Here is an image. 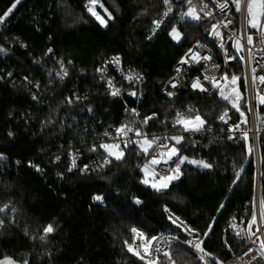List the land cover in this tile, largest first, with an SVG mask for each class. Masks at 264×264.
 Returning <instances> with one entry per match:
<instances>
[{
	"label": "trees",
	"instance_id": "16d2710c",
	"mask_svg": "<svg viewBox=\"0 0 264 264\" xmlns=\"http://www.w3.org/2000/svg\"><path fill=\"white\" fill-rule=\"evenodd\" d=\"M13 2L0 0V15ZM101 3L115 16L108 28L99 27L87 14L84 0H21L0 27V47L6 50L0 53V154L7 158L0 161V205L10 203L16 208L14 214L10 210L0 213V219L5 220L0 228V258L7 255L20 264L25 258L29 264H140L122 250L123 240H130V226L146 229L149 234L171 232L182 237L167 220L163 211L166 205L201 234L213 223L205 244L224 263L228 253L221 241L222 228L231 215L250 209L255 183L250 136L247 142L242 137H213L202 147H192L193 142L186 141L185 154L209 160L213 168L183 166L180 181L164 195L139 183L141 174L135 167L134 155H129L124 164L113 163L86 175L78 170L66 171L69 151L80 149L81 166L100 158L99 153L85 150L97 131L127 119L120 103L110 99L96 79V68L105 58L119 56L123 66L143 75L141 116L156 112L162 119L169 101L161 89L173 65L193 42L204 40L206 32L204 27L185 21L178 27L186 36L181 45L170 40L164 27L148 41L151 21L159 19L163 11L161 0ZM48 48L53 49L51 57L45 55ZM59 58L73 61L64 82L54 75ZM33 60L41 61L43 66ZM47 69L53 70L51 85ZM27 81H38L40 90ZM73 92L87 96V100L79 104L74 101L73 107H67L64 98ZM33 93L40 102L31 99ZM194 97L180 90L171 102L169 115L176 108L192 104L202 114H208L211 129H216V117L224 105L212 97ZM49 117L54 123L42 127V121ZM150 127L161 133L159 124L150 121ZM9 131L13 133L11 137ZM213 134L212 131L210 135ZM259 154L260 187L264 192V155L260 146ZM55 155L61 156V162L52 163ZM29 162L43 171L37 172ZM57 172L63 173V179ZM94 194H104L106 203H94ZM134 198L142 203L135 204ZM13 215L15 223H8ZM49 223L56 231L47 243L31 239ZM174 254L179 255V250Z\"/></svg>",
	"mask_w": 264,
	"mask_h": 264
},
{
	"label": "snow or ice",
	"instance_id": "6c2138e0",
	"mask_svg": "<svg viewBox=\"0 0 264 264\" xmlns=\"http://www.w3.org/2000/svg\"><path fill=\"white\" fill-rule=\"evenodd\" d=\"M20 2L21 0H14L11 6L0 15V24L4 23L5 19ZM183 2L184 0H180V3ZM186 3V10L177 13L179 21H174L172 17V0H163L165 10L162 12L160 19H153L151 21V34L146 38L151 40L154 36H157L159 30H161L163 26L170 40L177 45H181L186 39V36L177 28V23L190 20L194 22L197 27H204L208 35L214 38L217 46L224 51L226 65L229 59H235V57L228 56L223 43L224 34L220 31L221 25L226 28L231 21H218L217 23H211L209 27L203 23L205 19L213 16L212 11H205V9H208V4H203L202 7L197 8L193 5V0H186ZM213 3L216 4V7L219 8L221 12L228 9L229 6L228 0H223L222 3H216V0H213ZM231 3L235 6L236 12L240 13L243 11L247 26L260 34V43L264 44V0H231ZM98 7L103 10L102 14L97 10ZM84 10L101 28H108L109 22L115 20L113 12L109 11L104 3H101V0H84ZM201 12H203V16H201ZM168 25H170V29ZM253 37L254 34L247 35L246 44L248 46H253ZM242 40L243 37H236L232 41V47L237 50V53L245 50V45L242 43ZM20 46L26 47L22 43ZM204 47L205 45L197 41L195 45L189 47L178 59V66L174 68L176 76L169 80L168 87L162 89L169 101V103L165 105L166 111L162 119L156 112L141 116L138 109H128L126 107L125 113L127 119L117 126L109 125L111 131L105 129L102 133L103 139H101L99 143L94 142L88 145L85 149L89 153H99L100 161L98 167L91 168L87 163L81 166L78 163L80 159V149H75L67 153L69 163L66 171L72 173L74 170H78L81 175H86L89 171H100L113 163L117 165L124 164L127 162V157L129 155H134L137 159L135 167L141 174L139 183L152 190L157 195H164L167 194L175 182L180 181L184 174L183 166L191 165L201 170H211L213 168V163L211 161L194 156L190 157L185 154L186 141L190 140L191 137L197 133L202 134L211 131V125L207 118L208 114H202L196 106L187 104L183 109H174L173 114L169 115L171 102H173L177 94L174 90L186 87L195 94L194 98H202L205 95H215L218 96L219 100L225 102L220 114L216 117L218 121L227 125L231 119L229 111L234 109L236 113H239L241 123L244 122L245 112L241 110L242 94L238 87L241 77L236 74L230 76L224 74L218 78L215 74V70L219 69L220 66L212 62L210 50L207 55L196 50ZM248 51L250 58V47ZM4 52H6V50L0 47V53ZM45 55L49 57L54 55L53 49L48 48ZM241 60L243 61L244 58L241 57ZM209 62H212L211 68L208 67ZM33 63H38L43 66L42 62L39 60H33ZM56 63L59 65V69L55 71V78L60 82H64L70 75L68 66L72 65L73 61L69 59L65 62L63 58H59L56 60ZM108 64H112L113 67L116 68V71L123 76L124 81H127L129 84L128 95L134 98L137 97V91L133 89L137 83L143 82V76L131 69L127 73H124L123 69L120 67L121 60L119 56L106 60L102 66L96 68L99 80L103 81L108 95L111 97H118L123 91L122 87L116 86L114 77H106ZM197 65L204 68V72L202 73L203 79H201L200 76H196L191 79L190 84H181L178 77L183 72L189 71ZM52 72V69H47L49 85L53 82ZM256 72L257 69L253 67L251 69L253 88H255L257 80H259L260 84H264V75L257 76ZM8 75L11 76V73ZM25 79L27 80V78ZM27 82L32 84L37 91L40 90L38 81ZM244 83L246 90V78ZM31 99L40 102L39 97L35 93L32 94ZM255 99L258 105H264V93L257 90ZM84 100H87V96L82 97L76 92L64 98L67 107H73L74 101L79 104ZM228 106H230V108ZM245 107L249 112L253 110V107L247 102L245 103ZM88 111L91 112L92 109L89 107ZM150 121L160 125L161 134L158 135L156 132L152 131ZM52 123H54V121L49 117L46 121H42V127H47ZM68 127H71V125H68ZM239 129L240 124L233 123L229 125L228 132L233 133L234 131H239ZM12 135L13 133L9 131L8 136L11 137ZM242 138L247 142V132L242 133ZM228 139L232 140L233 136L229 135ZM72 147V142L69 141V148L71 149ZM192 147H196L195 142H193ZM249 152H251V149H249ZM6 159L7 158L3 154H0V161H5ZM61 160L62 158L60 155H55L52 163L56 164L61 162ZM16 163L19 164L20 162L16 161ZM29 166L34 167L37 172L43 171L38 165H34L31 162H29ZM57 176L63 179L62 172H57ZM236 178H239V173H236ZM232 183L235 184L236 179H234ZM106 199L107 197L104 194H94L92 196L93 202L101 205L106 203ZM134 203L139 205L142 201L139 198H134ZM223 207L224 204H221L220 208ZM8 210L13 214L16 212L15 206L10 203L0 205V213L6 214ZM163 211L167 214L169 222L180 232L184 233L183 237L171 232L149 234L146 229L138 226H130V240H123L122 250L134 257L140 264H180L181 261L182 264H223L219 258L207 250L205 244V238L209 237V234L213 230V223H210L208 229L201 234L197 229L189 226L179 216H175L171 213L166 205ZM232 219L234 220L236 218L233 217ZM214 220L215 218H213V222ZM8 223H15L14 215L8 219ZM241 223L245 225L243 228L233 224L231 220L229 221V227L232 229L237 240H243L246 244L251 245L245 247L243 255L238 258V264H262V262H264V197L260 199L258 209L256 204L253 203L250 218L246 221H241ZM4 225L5 220L0 219V228H3ZM55 231L56 228L53 224L49 223L43 227L41 234L38 236L33 235L31 239L34 241L38 239L42 243H47L49 237L55 233ZM24 234L26 236L29 235L27 228L24 229ZM224 244L228 251L231 252L232 247L226 239ZM184 245L187 246L186 249L183 247ZM253 247L258 248L256 255H250L253 251ZM176 249L179 250V255L174 254V250ZM244 256L249 257L247 261H244ZM0 264H20V262L13 257L5 255L0 258ZM22 264H29V260L25 258Z\"/></svg>",
	"mask_w": 264,
	"mask_h": 264
},
{
	"label": "built area",
	"instance_id": "2783aa9c",
	"mask_svg": "<svg viewBox=\"0 0 264 264\" xmlns=\"http://www.w3.org/2000/svg\"><path fill=\"white\" fill-rule=\"evenodd\" d=\"M222 2L223 0H216V3H222ZM228 2H229L228 9H226L223 12H221L219 8L216 7V4L213 3V0H193V5H195L197 8H200L202 7L203 4H208V9H205V11H209V10L212 11L213 16L205 19L203 22L206 23L209 27L211 23H217L218 21H225V22L231 21V23L226 28L223 27V25H221L220 31L224 34L223 43H224V48L227 50L228 56L235 57V59H229L226 65L225 64L226 57L224 55V51L221 50L217 46L214 38L210 37L207 32H205L204 34V40L202 41L197 40L199 41L200 44L205 45V47L198 48L196 50L202 52L205 55L209 54V50H210V54L212 56V62H215L216 64L220 66L219 69L215 70V74L217 75L218 78L224 74H228L229 76L232 74H236L241 77V80L238 83V87H239V90H240V85L242 87V90H240L242 94L241 110L245 112L244 122L241 123L239 113H236L234 109H231L229 111V116L231 117V119L229 120L227 125L223 124L222 122L216 119L217 125H218L216 129L214 130L211 129V131H207L202 134L197 133L191 137L190 141L195 142L196 146L202 147L205 144H207V142L211 141L213 137L228 138L229 135H232L233 138L242 137V133L244 132H247V135L251 137L252 145H253L254 163H255V183H254V189H253L252 199L250 203V209L242 210L241 213H234L233 215H231L227 219L225 225L223 226L222 235H221V241L223 243L225 250L228 253V258L223 264H238V258L243 255V251L245 247L251 246V245L246 244V242L243 240H237V238L233 234L232 229L229 227V221L231 220L233 224L239 225L241 228H243L245 225L242 224L241 221H246L248 218H250V213H251L253 203L256 204L257 209H258L259 201L262 197H264V192L262 191L260 187L261 171H260V154H259V146H260L262 149V153L264 155V105H258V102H255L257 90H259L261 93H264V84H260L259 80H257L255 84V88H253L252 73H251V69L255 67L257 69V72H256L257 76L264 75V44L260 43V34L256 33V30L250 29L247 26V21H246L245 14L243 13V11L240 13L236 12L235 6L231 3V0H228ZM161 4H162L163 11H164L165 5L163 4V0H161ZM172 6H173L172 17L175 16L176 21H179V16L177 15V13L186 10L187 8L186 0H184L183 3H180V0H172ZM200 14L201 16H203V12H201ZM160 18L161 16L159 17V19ZM186 21H190V20H186ZM183 23L184 22L177 23V28L183 25ZM150 34H151V30L148 36ZM248 34H254L253 46H248L246 44V37ZM236 37H243L242 43H244L245 45V50L239 53H237V50L234 47H232V41ZM147 40L150 41L149 39ZM197 41L193 42L189 47H192L193 45H195ZM249 47L251 48L250 58H249V51H248ZM187 49L185 51H187ZM112 57H115V56H110V57L105 58L98 65V67L102 66V64L106 60H110ZM241 57L244 58L243 61L241 60ZM212 62H209L208 64L209 68H211ZM177 66L178 65L176 62L171 69L170 77L165 82L162 89H164L165 87H168L169 80L172 77L176 76L174 68ZM120 67L123 69L124 73H127L131 69V70H134L136 73H139L140 75H142L140 72H138L137 70L133 68L123 66L122 61H121ZM58 69L59 67L56 70ZM203 72H204V68L197 65L191 70L183 72L178 77V79L181 84L187 85V84H190L191 79L193 77L200 76L201 79H203V76H202ZM54 75H55V72H54ZM106 77H114L116 86L123 88V91L120 96L118 97L109 96L106 91L103 81L99 80L98 74L96 73V79L101 84L102 88L104 89L108 97L110 99L117 100L120 103L122 114L127 117L125 113L126 107L128 109L136 108L140 112L139 107L145 96L144 79H143V82L137 83L135 85V88L133 90L137 91V97L134 98L128 95V90L130 87L129 84L127 83V81H124L123 76L119 72L116 71V68H114L112 64H108ZM245 78L247 79V89L246 90H245V83H244ZM162 89H161V94L164 96V98L167 99ZM182 89L188 91L191 94H194L189 88L181 87L179 90H174L177 92L176 96L178 95V92ZM205 97H212L215 99V101L221 103L222 105L225 104V102L219 100L218 96L205 95ZM246 102L249 103L253 107V110L251 112H249L248 109L245 107ZM228 107L230 108V106ZM233 123L240 124V129L239 131H234L233 133H229L228 127L229 125H232ZM112 126H117V125H112ZM105 129H108L109 131H111L109 126L101 127V129L97 131V133L94 136L93 141L90 142L89 145H91L94 142L99 143V141L103 139L102 133L104 132ZM212 131L214 133L213 136L210 135ZM157 134L159 135L161 133H157ZM99 161H100V158H95V159L88 160L86 163L89 164L91 168H96L98 167ZM187 166L193 169L201 170L198 168H194L191 165H187ZM104 169H101L100 171ZM165 215L167 217L166 213ZM233 217H235L236 219L233 220L232 219ZM180 233L183 237L184 233L183 232H180ZM225 239L228 241V243L232 247L231 252L228 251L227 247L224 244ZM183 247L185 249L187 248L186 245H184ZM257 251H258V248L253 247V251L252 253H250V255H256ZM248 258H249L248 256H244V261H247ZM262 264H264V262H262Z\"/></svg>",
	"mask_w": 264,
	"mask_h": 264
},
{
	"label": "rangeland",
	"instance_id": "374dc122",
	"mask_svg": "<svg viewBox=\"0 0 264 264\" xmlns=\"http://www.w3.org/2000/svg\"><path fill=\"white\" fill-rule=\"evenodd\" d=\"M97 9H99V7L97 8ZM100 11L103 13V10L102 9H100ZM2 26V24H0V27ZM173 43H175V42H173ZM255 102H257V100L255 99Z\"/></svg>",
	"mask_w": 264,
	"mask_h": 264
}]
</instances>
